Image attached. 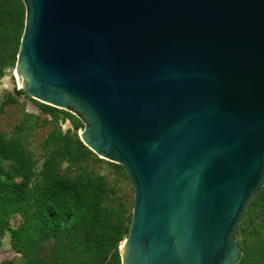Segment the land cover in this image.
Masks as SVG:
<instances>
[{"label":"water","instance_id":"95a60500","mask_svg":"<svg viewBox=\"0 0 264 264\" xmlns=\"http://www.w3.org/2000/svg\"><path fill=\"white\" fill-rule=\"evenodd\" d=\"M19 89L133 189L121 264H236L264 185V0H22Z\"/></svg>","mask_w":264,"mask_h":264},{"label":"rangeland","instance_id":"374dc122","mask_svg":"<svg viewBox=\"0 0 264 264\" xmlns=\"http://www.w3.org/2000/svg\"><path fill=\"white\" fill-rule=\"evenodd\" d=\"M15 62L16 59L13 63L5 60L0 76V137L19 140L27 166L24 178L13 177L14 181L22 183L23 193L18 204H3L0 196V254H6L7 257L2 259L7 258L13 264H54L55 248L68 246L69 241L66 243L68 239L62 238L44 239L38 235L36 197L47 180L53 177L86 180L102 176L106 186L102 205L124 217L125 225L130 219L126 220V217L131 215L133 189L127 172L120 164L97 155L81 141L79 132L85 124L73 111L58 107L50 110L48 107L54 106L26 92L17 96L16 100L11 98L14 90L19 89ZM53 132L60 134L56 142L51 141ZM22 226L18 243L23 245L24 252L13 247L11 237V230ZM84 228V224H78L74 235L80 239ZM61 240L63 243L59 244ZM237 242L244 261L262 263L264 207L261 203L246 209L237 231Z\"/></svg>","mask_w":264,"mask_h":264},{"label":"trees","instance_id":"16d2710c","mask_svg":"<svg viewBox=\"0 0 264 264\" xmlns=\"http://www.w3.org/2000/svg\"><path fill=\"white\" fill-rule=\"evenodd\" d=\"M24 18L22 0H0V76L5 60L13 63L16 59ZM23 93L22 89H15L11 98L16 100ZM54 108L48 107L50 110ZM50 136L51 141L56 142L60 134L53 132ZM26 166L19 140L0 137V196L3 204L16 205L20 201L22 183L14 181L13 177L26 175ZM105 192L102 176L86 180L53 177L40 187L35 216L38 235L44 239L69 241L68 246L55 248L54 264H120L118 245L127 235L128 225H125L124 217L102 205ZM258 203L264 207V185L251 198L247 208L252 209ZM78 224L85 225L80 239L74 235ZM23 227L11 230L12 245L22 252L24 248L18 238ZM62 243L61 240L59 244ZM237 264L250 263L241 257ZM261 264H264V258Z\"/></svg>","mask_w":264,"mask_h":264},{"label":"flooded vegetation","instance_id":"af4514ba","mask_svg":"<svg viewBox=\"0 0 264 264\" xmlns=\"http://www.w3.org/2000/svg\"><path fill=\"white\" fill-rule=\"evenodd\" d=\"M0 264H12V262L8 260L7 258H4V259H1Z\"/></svg>","mask_w":264,"mask_h":264},{"label":"bare ground","instance_id":"6f19581e","mask_svg":"<svg viewBox=\"0 0 264 264\" xmlns=\"http://www.w3.org/2000/svg\"><path fill=\"white\" fill-rule=\"evenodd\" d=\"M7 83H8V82H7ZM8 84H9L8 86H11L10 83H8ZM3 257H7V256H6V254L1 253V254H0V260H1Z\"/></svg>","mask_w":264,"mask_h":264}]
</instances>
